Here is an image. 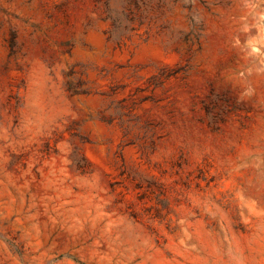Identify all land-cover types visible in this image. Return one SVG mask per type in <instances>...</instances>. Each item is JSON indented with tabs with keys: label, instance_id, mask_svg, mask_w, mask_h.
<instances>
[{
	"label": "rangeland",
	"instance_id": "1",
	"mask_svg": "<svg viewBox=\"0 0 264 264\" xmlns=\"http://www.w3.org/2000/svg\"><path fill=\"white\" fill-rule=\"evenodd\" d=\"M0 264H264V0H0Z\"/></svg>",
	"mask_w": 264,
	"mask_h": 264
}]
</instances>
